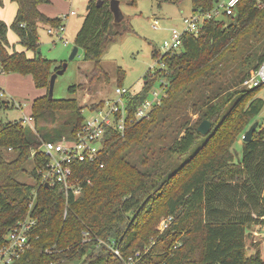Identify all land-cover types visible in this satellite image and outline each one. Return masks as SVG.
Returning a JSON list of instances; mask_svg holds the SVG:
<instances>
[{
	"label": "trees",
	"instance_id": "obj_1",
	"mask_svg": "<svg viewBox=\"0 0 264 264\" xmlns=\"http://www.w3.org/2000/svg\"><path fill=\"white\" fill-rule=\"evenodd\" d=\"M13 1L17 9L9 28L33 55L12 49L8 25L0 19V74L32 75L35 86L46 91L58 67L38 51L37 29L39 23L58 26L60 20L39 10L49 0ZM101 1L97 6L89 0L74 39L83 59L94 62V78L106 75L99 62L107 45L131 28L123 16L117 26L110 0ZM215 2L191 0L192 13L209 10ZM153 57L166 68L154 72L167 81L161 103L123 135L106 129L98 159L77 165L82 185L78 196L40 183L38 171L48 160L42 143L74 138L86 106L76 98L50 100L46 93L32 102L31 125L0 123V244L18 222L29 216L35 220L29 248L12 264H125L141 237L140 220L151 215L144 214L151 203L159 204L162 218L174 219L134 264H264L259 251L247 255L245 247L248 229L264 226V125L258 118L264 102L253 97L242 103L262 84L251 90L241 86L264 61V0H239L232 14L202 22L197 33L183 34L178 50L154 49ZM153 81L148 71L141 89L128 96L130 113ZM76 90L69 88L71 93ZM11 106V98L0 97V108ZM191 114L211 124L235 114L230 131L236 127L242 136L252 122L259 123L237 158L228 148L210 155L200 145L212 132H198ZM28 162L31 169H25ZM177 178V192L166 193Z\"/></svg>",
	"mask_w": 264,
	"mask_h": 264
},
{
	"label": "rangeland",
	"instance_id": "obj_2",
	"mask_svg": "<svg viewBox=\"0 0 264 264\" xmlns=\"http://www.w3.org/2000/svg\"><path fill=\"white\" fill-rule=\"evenodd\" d=\"M226 1V0H219ZM89 0H49L48 3L40 6L41 12L48 17H57L61 14L74 10L75 14L68 16L63 24L65 25L64 37L67 43L64 44L60 39L55 40L53 35L47 33V26L44 23L38 24V37L40 44V54L42 57L50 60L53 67H59L63 62L67 63L65 72L58 75L53 89L54 99L76 98L79 105H84V116H92L94 112L90 109L94 105H99L104 99H115V88L118 84L134 91L141 89L143 76L149 71L154 77L150 92H161L164 86L165 77L159 74L154 75V69L161 67L157 59L153 57V50L163 53V42L170 40V30L176 28L183 29L182 18L189 17L192 13L191 0H182L180 3L160 2L159 0H135L134 5L127 2H120L119 9L126 22L130 23V30L122 34L115 41L110 42L100 57V66L106 75L101 74L96 78L91 76V70L94 62L83 59V52L78 48V52L73 59H69V54L73 48L75 35L78 32L86 14ZM14 2L11 0H1L0 16L4 21H12ZM2 19V20H3ZM7 39L16 48L21 45L18 43L17 35L9 28ZM155 24L158 28H153ZM117 26H119L117 24ZM14 47V46H13ZM122 71V77L118 79V72ZM53 72V70H52ZM32 76V75H31ZM30 75H21L18 73H2L0 75L1 88L5 91L8 98L19 102L20 107L11 106L9 108H0V123L9 121H21L25 115L31 113L32 102L47 93V90L37 88L33 78ZM71 86H77L76 92H70ZM242 88L251 90L244 84ZM255 94L250 93L242 101L247 102L255 97L264 102V83L256 88ZM5 98V97H3ZM230 120L219 117L211 124L209 132L212 134L207 140L202 141L200 148L204 146L206 152L212 154L220 153L224 148H228L230 153L235 154L236 158L240 156L241 146L243 143L242 132L233 131L231 123L235 120L236 115ZM198 114H191V120L199 125ZM261 124L264 125V103L263 109L258 115ZM240 121V125L241 122ZM208 132V133H209ZM203 140V139H202ZM201 141V139H200ZM9 152H5V157H10ZM32 163L28 162L25 169H31ZM21 176V175H20ZM19 176V179L25 183H32L29 176ZM181 178L175 179L171 186H168L166 193L177 192V183ZM151 214L147 219H141L139 227L141 237L136 241L134 247L128 251L125 264L137 263L144 259L153 241L160 236L158 225L161 221L162 212L158 203H151ZM158 231V232H157ZM246 254H252L255 251L260 252L261 259L264 260V227L259 224L252 225L245 237ZM29 248V247H28ZM51 254V251H46ZM114 252V249H113ZM120 257V253H115ZM141 254V256H139ZM113 259L114 257L111 256ZM131 262V263H129ZM140 262V261H139ZM52 264V263H47ZM75 264V263H70Z\"/></svg>",
	"mask_w": 264,
	"mask_h": 264
},
{
	"label": "built area",
	"instance_id": "obj_3",
	"mask_svg": "<svg viewBox=\"0 0 264 264\" xmlns=\"http://www.w3.org/2000/svg\"><path fill=\"white\" fill-rule=\"evenodd\" d=\"M238 1L226 0L225 2H220L217 0L211 9L191 13L189 17H183V29L172 28L170 30V40H165L162 44L165 49L164 52L178 50L182 44V35L188 32L197 33L202 22L232 14ZM73 14H75V11L70 10L58 16L60 20L58 26L47 25V33L55 37L54 41L60 39L64 44L67 43L64 37L65 25L63 22L68 16ZM153 28L157 29L158 27L153 24ZM158 63L160 62L158 61ZM160 65L161 67L155 68L154 72L157 69H166L162 63ZM263 83L264 61L249 78L244 80L243 84L247 87H253ZM162 85L164 88L161 92H150L149 90L147 96L135 106L132 113L129 110L128 96H132L134 90L117 85L114 91L116 98L104 99L102 103L97 105L95 110H91L94 114L88 118H84L83 124L76 131L74 138L43 142L41 149L48 160L44 168L38 171L40 183L47 184V186H60L66 194L71 193L73 196L80 195L82 185L79 176L76 174L77 165L82 162H95L98 159L107 128L123 135L126 130L133 127L140 120L148 118L154 107L161 103L166 90V78ZM0 97H8L1 87ZM11 100L14 102L15 107H20L18 105L19 102H16L12 98ZM32 121L31 116L25 115L19 122L31 125ZM99 166L102 167L103 165L100 164ZM173 219V216L162 218L159 222L158 230L160 232L165 230ZM34 225V218L29 216L8 230L5 242L0 244V264H12L29 247L31 229ZM113 249L115 253H118L117 248L114 247Z\"/></svg>",
	"mask_w": 264,
	"mask_h": 264
},
{
	"label": "water",
	"instance_id": "obj_4",
	"mask_svg": "<svg viewBox=\"0 0 264 264\" xmlns=\"http://www.w3.org/2000/svg\"><path fill=\"white\" fill-rule=\"evenodd\" d=\"M217 1V0H216ZM101 0H96L97 6L101 5ZM119 1L118 0H110V8L113 11L115 15V24H118L121 19H122V14L119 9ZM78 46L74 45L70 54H69V59H73L75 55L78 52ZM40 52V48L38 49ZM67 68V63L63 62L60 67L56 68L50 75L49 77V82H48V87H47V95L48 98L51 100L53 98V89H54V83L58 75H61L65 72ZM259 123V120H255L252 122V124L248 127V129L245 131V133L242 136L243 141H250L253 135L254 130L256 129L257 125ZM211 127V121L208 119H203L199 125L197 126L198 132H200L203 135L208 134L209 130ZM47 186V184H45Z\"/></svg>",
	"mask_w": 264,
	"mask_h": 264
},
{
	"label": "crops",
	"instance_id": "obj_5",
	"mask_svg": "<svg viewBox=\"0 0 264 264\" xmlns=\"http://www.w3.org/2000/svg\"><path fill=\"white\" fill-rule=\"evenodd\" d=\"M12 2H14V5H15V9H13V15H12V18H14V16H15V13H16V9H17V4H16V2L15 1H13V0H11ZM42 4H45V3H42ZM42 4H40L39 6H38V8H39V10L41 11V9H40V6L42 5ZM0 19L2 20L3 18L0 16ZM13 20V19H12ZM3 21H4V19H3ZM5 22V21H4ZM10 21H7L6 20V23H7V25H8V23H9ZM12 22V21H11ZM10 24V23H9ZM46 25V24H45ZM47 26V25H46ZM8 31V30H7ZM17 38H18V36H17ZM9 42V41H8ZM10 43V42H9ZM10 45H12L11 43H10ZM12 46H14V47H12V49H15V50H17V51H24L25 49H24V47H22V46H20L19 48H16L15 47V45H12ZM10 51H11V49H10ZM25 53H26V55L28 56V57H31L32 55H33V53L31 52V51H26L25 50ZM1 75V74H0ZM31 76V75H30ZM32 77V76H31ZM1 86H3L2 85V82H0V87ZM42 89H44V88H42ZM32 106V105H31ZM31 114H32V111H31V113L30 114H28L29 116H31ZM15 121H17V120H15Z\"/></svg>",
	"mask_w": 264,
	"mask_h": 264
},
{
	"label": "bare ground",
	"instance_id": "obj_6",
	"mask_svg": "<svg viewBox=\"0 0 264 264\" xmlns=\"http://www.w3.org/2000/svg\"><path fill=\"white\" fill-rule=\"evenodd\" d=\"M264 227V226H263Z\"/></svg>",
	"mask_w": 264,
	"mask_h": 264
}]
</instances>
